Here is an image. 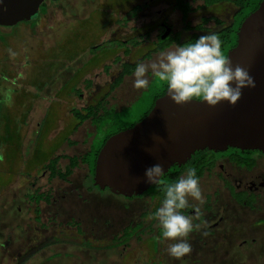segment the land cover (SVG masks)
Returning a JSON list of instances; mask_svg holds the SVG:
<instances>
[{
	"label": "flooded vegetation",
	"instance_id": "1",
	"mask_svg": "<svg viewBox=\"0 0 264 264\" xmlns=\"http://www.w3.org/2000/svg\"><path fill=\"white\" fill-rule=\"evenodd\" d=\"M60 1L61 0L55 1V3L58 4ZM47 3L48 0H45L42 5L46 6ZM53 3L54 2L51 1V5ZM57 4L55 6H58ZM223 4L232 5L231 3L206 5L203 0L67 1L70 17L67 27L65 28L67 37L66 44L69 48L68 51L72 55L70 63L67 66L66 74H62L65 81L61 83L63 86L59 88L61 96H65L67 97L66 99H68L66 102V104H68L67 115L75 122V113L82 116L90 112L101 115L104 110H107L105 107L106 99L124 83L123 81H125V79H129L134 75V70L138 63L144 60H152L154 55L175 47L178 43L188 41L192 35L200 36L203 32H215L217 27L214 19L218 18L214 15H210L209 10ZM185 5L188 6L190 10L186 19H184L185 17L181 12V9L185 7ZM40 9L37 18L28 22V25L16 24V26H14L15 28L0 26V42L6 41L4 44L0 43V77L6 79L5 82L0 79V94H4V98H6L5 101L9 99V96H7L9 83L11 81V74L8 70L9 65L16 64L19 67L20 74L13 78L19 86L24 85V87H27L28 84H23L25 82L20 80L27 79L29 74H31V69L35 67V64H38L37 60L40 59L36 56L37 46L42 45L41 43L44 38L47 41L56 39L55 36H51L52 38L50 36H45L46 34L43 30L46 24H43V19L48 15L46 16L47 10L45 11L46 14L42 15ZM201 10L207 11V14H201ZM233 12L234 7L228 21L231 20ZM192 15L197 16L195 22L191 21ZM203 19L209 21L204 22ZM173 20H175L176 23L179 21V29L174 27ZM31 23H34V25L31 26ZM41 24L43 26H41ZM187 25L189 29L186 27ZM12 28L16 32L13 34L7 32ZM38 32L42 33L40 37ZM62 32H64V30H62ZM11 37L16 41L11 43ZM169 41H172L171 45L160 51V48ZM9 49L15 53V56L10 54ZM149 72L150 70L147 76L151 77L149 81L150 85L154 76ZM52 83L54 84V81ZM149 85L146 87L145 91ZM142 94L143 92L132 103L122 107L119 111L115 112L114 107L111 106V108H108L107 112L112 110L115 113H120L130 108ZM7 110L6 108L3 110L0 109V111L4 113ZM26 113L18 114V116L13 117V120H11L15 124L14 127L17 128V131L14 132L12 136L15 138L18 136L19 138L20 133V137L28 141L27 144H29L33 141L32 138L29 137H36L39 132V138L42 134L45 135L47 129L44 127H46L45 125L47 124L46 121L48 118L42 123L39 131L36 130L31 132L29 128L31 122H28V115ZM20 115H25V117H21ZM44 115H46V113ZM22 118L26 119L23 123L21 121ZM71 119L69 120L67 118L66 121H62L63 129H65V125L68 124L67 131H69V133H74L75 126H73L74 123L71 124ZM7 121L8 118L6 119V122ZM87 121H89L95 129L91 120ZM36 126L40 127V123L36 124ZM94 136L95 134L92 137V141ZM90 146L85 154L90 151ZM2 149L3 148H1V150ZM240 152L244 154L242 156H231V154H229L222 157L215 156L218 153L213 152L214 155L212 156H215L214 159L211 157V159H213V166L209 171L203 173L199 181L204 177L211 176L212 173H217L215 177L220 183L214 185L211 190L212 192L206 194L205 198H203V204L195 199H190V201H188V207L180 210L183 215L193 218L192 223L194 228L186 239L191 244V254H195L189 255V259H192L195 263L213 264L212 256H210L211 254L215 257L216 264H221V259L228 260V257L229 259L234 258L231 264H235V262L238 264H248V262L252 260L251 257L255 254L261 255L262 258H264V247L260 245L259 240L251 239V241L248 242L242 240L238 246L235 245V242L241 240L240 234L243 233L245 226L253 224L254 226L264 227V153L246 151L247 154L250 155V158L245 151ZM85 154L66 157L78 158ZM248 158L253 160L251 167L239 163ZM186 164L187 163L183 166ZM67 166L68 160L65 169ZM186 173L187 171L183 172L181 176L186 175ZM87 174V178H89V173ZM93 189L97 192L100 191L94 186ZM100 192L105 193L109 191L103 190ZM36 194L38 195L41 193L38 190L33 195ZM31 196L29 197L31 198ZM145 197L150 202V208L140 214V221L138 223L134 225L129 224L120 230V236L118 235L119 239L121 241L126 238L125 230H128L130 227L133 230L134 227L138 226L137 229L139 230L144 226H149V232L151 233L150 237L153 244L155 245L156 243L157 246L159 243H162V248L164 246L166 250L168 245L175 241L163 239L162 230L158 226V220L154 217V213L162 205L163 198L161 199L159 196L154 197L145 192L140 195V197H131L125 200H140ZM30 202L32 204L33 201ZM41 202L42 201H40V203ZM37 204H39V202ZM196 207H199L202 213L199 218H196ZM204 233H207V235H204ZM113 240H116V237H113ZM217 241L229 243V248H232L218 253L215 244ZM1 244H5L6 247L8 246L7 240L2 239V242H0V251ZM249 244L250 247L247 248ZM9 245H12V243ZM203 250L207 253L202 252ZM121 253H123V251H121ZM165 253H167V251H165ZM0 254L2 255L3 253L0 252ZM140 257L141 256H137L136 261H141L143 257ZM1 258L2 257H0V262ZM18 258H20L19 252L16 254V259ZM145 259L146 263H142V261L140 263H154V260L152 261L149 256L145 257ZM185 259L184 257L183 260L185 261ZM18 264L22 263L18 262Z\"/></svg>",
	"mask_w": 264,
	"mask_h": 264
},
{
	"label": "rangeland",
	"instance_id": "2",
	"mask_svg": "<svg viewBox=\"0 0 264 264\" xmlns=\"http://www.w3.org/2000/svg\"><path fill=\"white\" fill-rule=\"evenodd\" d=\"M64 2L67 3V0H61L60 3L51 5V1L48 0L46 4V16H48L43 19L44 21L42 20L43 24H46L43 30L45 34H56L57 30L61 29L65 31L66 22L60 26L54 24L56 21L62 22L63 17L61 16L60 6L65 9L68 7ZM56 4L60 6H54ZM65 9L64 13L67 15ZM232 11L233 7L230 4L218 5L209 10L210 15H214L224 22L228 21ZM201 14H207V11L201 10ZM195 18L197 16L192 15L191 21L195 22ZM177 22L179 23V21ZM178 23L173 20L176 29L180 28V23L179 26ZM41 26L43 25L41 24ZM7 32L13 34L16 31L12 28ZM41 34L38 32L39 37ZM11 41L16 40L11 39ZM5 42L1 41L0 43L4 44ZM65 45L66 43L61 46L64 48ZM158 56L159 54H156L152 57V60L142 62L151 63ZM51 58L66 62L67 54L60 50V53L51 55ZM70 59L71 55H69ZM60 63L57 64V67ZM14 65L13 71L15 70V73L20 72L18 66ZM61 71L65 72L67 69L64 68ZM9 72L12 73L11 70ZM147 74L148 72L146 78L150 81L151 77H148ZM0 79L3 82L6 81L2 77ZM134 79V75L129 79H125L124 83L106 99L105 107L107 110L113 106L115 112H117L122 107L132 103L145 91L146 88L137 89L133 86ZM20 81H23V79ZM60 86L63 85L60 83L55 87L51 82L48 87L49 91L52 92L50 94L48 92L46 98L43 94L41 97L39 96L41 89L39 91L34 89L27 103L20 106L18 105L19 98L17 99L15 96L16 99L12 98L13 95L18 94L19 84L17 82L10 81L7 93L10 98L8 100L5 101L4 94H0V109L9 108V111L5 113L11 111V114L18 115L19 111V114L28 112L26 114L28 115V122H31L29 127L31 132L39 131L42 123L47 118L46 123L49 125L45 123L46 127L44 128L47 129L45 135L42 134L39 138V132L38 139L37 136L29 137L33 141L27 144L28 141L23 140L20 133L19 138L18 136L17 138L6 137L4 132V121L6 120L4 117L6 114L3 111L0 112V242L4 239L8 243L7 247L5 244H1L0 252L3 254H0V257H2L0 264H18V262L22 264H141L140 262H145L147 256L152 261L154 260L153 264H198L189 259V255L195 254L190 253L180 259L168 256L169 254L165 253L164 246L162 248V243L157 246L156 243L153 244L149 226L132 231L131 237L120 241V230L129 224L138 223L140 214L150 208V202L146 197L129 201L125 200L126 198L109 194V192H97L90 184L89 178H87L88 172H86L85 165H79L65 182L57 178L50 179L49 172L45 170L47 162L54 157L85 154L95 134V129L89 121L80 125H76L77 123L74 122V125L77 126L74 133L67 131L68 124L63 129L62 121H66L67 118L70 120L71 117L67 115L68 104L66 102L68 99L61 96L60 91L57 95L64 99L60 100L63 103H56L55 105L60 106L59 119L61 121L55 122L54 114L57 115V110L54 111V108H51L50 102H54L55 95L53 91ZM20 90H24V85L21 86ZM48 109L51 111L46 116L44 114H47ZM20 116L25 117V115ZM25 120L22 118V123ZM12 123L15 125L14 122ZM38 123H40V127L36 126ZM14 128L16 132L17 128ZM1 148L3 149L1 150ZM66 164L67 160L61 159L56 167L64 172ZM215 176H217V173H212L211 176L204 177L199 181L203 198L206 194L212 192L214 185L220 183ZM38 190L45 196L50 197L48 202L36 203L35 196L39 195L33 194ZM31 195H33L32 198L29 197ZM190 199L194 198L189 196L188 201ZM30 201H33L32 204ZM240 236L241 240L235 242L236 244L233 243L236 246L242 240L248 242L255 239L259 240L260 245L264 247V227L250 224L244 227V231ZM113 237H116V240H113ZM10 243L12 245H9ZM215 244L218 253L229 248V243L217 241ZM249 247L250 244L247 248ZM18 252L20 258L16 259ZM202 252L207 253L204 250ZM256 255L251 257L252 260L248 264H261L262 256ZM137 256L143 257L141 261L139 259V261H136ZM210 256H212L213 264H216L215 257L212 254ZM184 257L186 258L185 261L183 260ZM233 260L234 258L229 259L228 257V260L221 259L220 262L221 264H231ZM235 264L238 263L235 262Z\"/></svg>",
	"mask_w": 264,
	"mask_h": 264
},
{
	"label": "water",
	"instance_id": "3",
	"mask_svg": "<svg viewBox=\"0 0 264 264\" xmlns=\"http://www.w3.org/2000/svg\"><path fill=\"white\" fill-rule=\"evenodd\" d=\"M44 2L0 0V26L34 20ZM227 56L233 67L240 64L249 71L255 88H244L234 106L222 101L214 107L202 99L176 105L166 91L146 117L105 142L96 158L93 186L114 196L140 197L156 185L145 176L155 164L166 174L200 151L264 153V0L238 28L236 46Z\"/></svg>",
	"mask_w": 264,
	"mask_h": 264
},
{
	"label": "clouds",
	"instance_id": "4",
	"mask_svg": "<svg viewBox=\"0 0 264 264\" xmlns=\"http://www.w3.org/2000/svg\"><path fill=\"white\" fill-rule=\"evenodd\" d=\"M9 52L15 56L11 49ZM149 70L158 81L166 84L168 96L176 105L196 98L212 107L222 101L234 106L241 99L244 88L256 87L245 67L240 64L233 67L229 56L222 52V41L215 33L201 35L195 41L162 51L151 63H138L134 70L135 88L142 89L149 85L146 78ZM145 176L151 184H163L162 165L147 168ZM163 191L165 197L154 217L158 220L163 239L175 241L168 245L167 253L180 259L192 251L186 238L194 228L193 218L183 215L180 210L188 207L189 196L204 203L196 170L189 169L175 183L163 184ZM195 213L196 218L202 215L199 207L195 208Z\"/></svg>",
	"mask_w": 264,
	"mask_h": 264
},
{
	"label": "trees",
	"instance_id": "5",
	"mask_svg": "<svg viewBox=\"0 0 264 264\" xmlns=\"http://www.w3.org/2000/svg\"><path fill=\"white\" fill-rule=\"evenodd\" d=\"M203 1L205 2L206 5H212L215 3H231L234 7V12L230 21L224 23L221 20L214 19L217 27L216 31L203 32L201 34V35H206L211 33L217 34L222 41V52L227 56L228 51L236 46L238 28L249 14L257 10L262 0H203ZM40 10L42 15L46 14L45 5H42ZM181 12L185 17L184 19H186L190 10L188 6L185 5V7L181 9ZM203 20L204 22L209 21L207 19H203ZM18 25H28V24L22 22L19 23ZM30 25L33 26L34 23H31ZM186 27L188 28L189 26L187 25ZM200 36L192 35L188 41L184 43H178V45H183L187 42L195 41ZM171 43L172 41H169L166 45L162 46L160 48V51L169 47ZM166 91H167L166 84L158 81V79L154 77L147 90L143 92V94L138 98V100L130 108H127L121 111L120 113H115L112 110H109L108 112L107 110H104L101 115L90 112L89 114L82 116L78 113H75L74 116L77 122L76 125H80L86 122L87 120H91V123L95 126L96 133L93 138L92 144L90 146V151L84 156L78 158L77 157L68 158L66 156H61L50 159V161H48L45 166V170L49 172L50 179L57 178L65 182L79 165H85L88 169L87 172L89 173L90 184H92L93 182L92 177L94 175L96 158L98 156L100 149L105 144V142L111 136L121 131L132 128L136 123L140 122L144 117H146L150 112V110L153 108L154 102L158 98L162 97ZM193 100L199 101L201 99L194 98ZM76 125H74L75 128L73 132H75L76 130L77 127ZM229 154H231V156L234 155L242 156L244 153L238 151L237 149H228L227 152H218V154H216L215 156L222 157ZM212 155H214L213 152L208 150L196 152L185 166L171 167L168 170V172L164 174V176L161 178L163 184L175 183L177 179L182 175V173L188 171L189 169H195L197 177L200 178L205 171H209L212 168L213 166L212 160L215 157V156L213 157ZM247 155L250 157L249 154ZM211 157L213 159H211ZM250 158L239 163L251 167L253 164V160ZM61 159L68 160V166L66 167L64 172H61V170L57 169L56 167ZM163 184H156L155 186H152L151 188L148 189V191H146L147 194L153 195L154 197L159 196L161 199L162 198L164 199L165 193L163 191ZM38 195L39 196H35L36 203L40 201L48 202L50 199L49 196H45L42 193ZM32 197L33 196H31V198ZM137 227H134L133 230L131 229V227L128 228V230H125L126 238L122 239V241L127 240L132 235V231H135ZM78 231L80 232V230ZM262 263L264 264V258H262L261 260V264Z\"/></svg>",
	"mask_w": 264,
	"mask_h": 264
},
{
	"label": "crops",
	"instance_id": "6",
	"mask_svg": "<svg viewBox=\"0 0 264 264\" xmlns=\"http://www.w3.org/2000/svg\"><path fill=\"white\" fill-rule=\"evenodd\" d=\"M67 1H69V0H67ZM65 5H67V3H65ZM58 6H60V5H58ZM60 8H61V16L63 17V19L61 20L62 22H57V21L54 22V24H57L59 26L62 23H65V22L68 23L69 22V17H70L69 16V12H68V8L65 9V8H63L61 6H60ZM64 9L68 13L67 15L64 13ZM24 23H28V22H24ZM12 27H14V26H12ZM62 34H63V36L65 35V37H63ZM46 35L47 36H50V37L51 36L52 37L55 36L56 39H53L51 41H47L44 38L43 41H42V43H41L42 45L37 46L38 49H36V51H37L36 52V56L40 60H37V63L38 64H35L34 65L35 67H33L31 69V74H29V76L27 77V79H25V80L23 79V81L25 82L23 84H28L29 87L27 86V87H24V90H20L21 86H19L18 94L17 95L15 94V95L12 96V98H15V97H17V99L19 98L18 99V105L19 106L21 104H23V103L24 104L27 103V100L30 99V94H31L32 90L36 89L37 91H39L41 89V91L39 92L40 93L39 96H42V94H43L44 97L46 98L48 96V92H49V94L52 92V91H49V88H48V86H49V84L51 82L54 81V86L56 87L57 84L64 83V81H65V79L62 76V74L65 75L66 74V71L64 72V71H61V70H63L64 68L67 69V66L70 63L69 55H72L68 51L69 48H68V45L67 44L65 45L64 48L61 46L64 43L67 42L66 32L65 31L62 32V29H61V30H57V33L56 34L46 33ZM11 39H13V37H11ZM59 39H61V40H59ZM11 43H13V42L11 41ZM60 50L63 51L65 54H67V60H66V62H62V60H60V59L55 60V59H52L51 58V55H54L55 53H60ZM60 62H62V63H60ZM59 63H60V65L57 67V64H59ZM14 66H15L14 64L11 65V66L9 65L8 70H11L12 71V73L9 72L11 74L10 77L12 78L11 80H13L15 82V80H14L13 77H15V74L16 73H17L16 76L18 74H20V72H16L15 73V70L13 71V68H15ZM59 88L60 87H57V89H55V91H53V94L55 95L54 96L55 97L54 98V102L55 103L54 102H50L51 108L53 107L54 108L53 109L54 111L57 110V112H56L57 115L54 114V116H55V122L56 123L58 121H61V120L59 119V108H60V106H56L55 104L56 103L57 104L63 103L60 100H64V99H62L61 97H59L57 95V93L59 92ZM7 111H9V108H8ZM49 111H51V110L50 109L47 110L46 116L49 114L48 113ZM8 113H5L6 116L4 117L5 119L8 118V121L7 122H6V120L4 121V127H5L4 128V132H5V135H6L7 138H8V136L10 138H15L14 136H12L14 134L15 130H14V125H13V123H12L11 120L13 119V116L15 117V116H18V115L17 114L13 115V113L11 114V111L8 112ZM19 113H20V111L18 112V114ZM10 121H11V123H10ZM74 122L75 121L73 119H71V124H73ZM6 124H7V126H6Z\"/></svg>",
	"mask_w": 264,
	"mask_h": 264
}]
</instances>
